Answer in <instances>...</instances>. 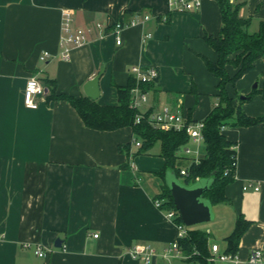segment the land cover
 Returning <instances> with one entry per match:
<instances>
[{"label":"crops","instance_id":"obj_1","mask_svg":"<svg viewBox=\"0 0 264 264\" xmlns=\"http://www.w3.org/2000/svg\"><path fill=\"white\" fill-rule=\"evenodd\" d=\"M238 2L241 15L251 18L250 32L257 31L264 20V0ZM65 10L77 26L105 25L76 46L69 60L60 57ZM146 13L150 19L126 27L117 44L114 24ZM221 26L218 0H203L193 11L173 9L170 0H0V264L186 261L162 255L177 240L178 226L154 203L164 185L161 143L138 153L131 126H86L69 100L48 98L46 80H56L58 93L86 95L84 84L104 64L98 101L116 104L114 82L127 85L132 65L154 66L159 79L140 110L168 104L189 120H204L219 99V78L204 61H216L218 55L205 35H218ZM45 51L50 56L43 60ZM228 71L234 75L237 68L229 65ZM263 73L264 57L235 85H227L229 94L246 96L255 81L261 87ZM33 76L44 86L37 108L27 107L23 98ZM243 109L251 116L263 115V95L256 92ZM224 133L236 144V175L226 187L230 201L213 205L219 209L216 228L206 229L211 245L224 250V237L237 216L252 220L237 253L247 260L253 248L264 249V123L230 126ZM129 143V150L120 148ZM215 233L223 242L214 240ZM59 238L60 247L55 245ZM39 244L45 257L35 253ZM133 247H152L157 255L144 262L133 257Z\"/></svg>","mask_w":264,"mask_h":264},{"label":"trees","instance_id":"obj_2","mask_svg":"<svg viewBox=\"0 0 264 264\" xmlns=\"http://www.w3.org/2000/svg\"><path fill=\"white\" fill-rule=\"evenodd\" d=\"M221 8L222 26L218 35L206 34L205 40L216 51L218 58L211 61L204 58L207 68L219 78L218 102L204 118L205 127L203 154L200 160L192 159L183 154L184 148L189 144L190 137L185 130H163L154 127L148 120L151 110L145 112V118L136 122V116L141 111L131 106L132 89L137 85L136 78L131 74L127 85H114L118 90L116 104H101L87 95L75 96L67 93H58L56 80L47 79L50 88L48 98L66 99L76 108L86 126L98 130H114L124 126H131L136 134V140L142 145L138 153L151 149L157 142L161 143V155L166 165L160 171L164 178L162 192L157 197L163 199L165 209H176L171 192L168 174L173 173L177 178L183 177L184 184L202 182L208 188L203 192L204 200L211 206L230 201L226 194V187L235 180L236 175V148L235 142L228 139L224 129L230 126H248L264 123V114L251 116L243 109L244 101L253 97L257 92L264 97V79L262 86L254 87L251 93L241 98L240 94L233 97L229 94L227 85L235 83L246 73L256 67V62L264 57V20L260 22L259 29L250 32L251 18L241 15V5L229 0H218ZM237 68L234 75H230L228 66ZM264 74V73H263ZM155 79L140 83L141 88L148 92L155 90ZM131 144L120 146L128 149ZM186 167L188 175L181 174ZM175 220L183 222L181 215ZM252 223L243 214H239L234 229L224 237L226 246L223 252L235 255L239 251L242 235ZM212 234L209 230L187 226V233L178 238L179 246L188 262L197 264H215L211 260Z\"/></svg>","mask_w":264,"mask_h":264},{"label":"built area","instance_id":"obj_3","mask_svg":"<svg viewBox=\"0 0 264 264\" xmlns=\"http://www.w3.org/2000/svg\"><path fill=\"white\" fill-rule=\"evenodd\" d=\"M203 0H170V6L173 9L181 11H193L202 5ZM234 3L238 0H229ZM150 19V14L146 13L144 15H136L129 22H117L114 24V33L116 35L117 44L122 43L121 33L122 31L129 26H134L141 21H146ZM105 25L98 22L96 26H77L73 23L71 17V11H64V22L62 25V34L60 39V57L63 60H69L72 55V51L78 45L86 42L89 38V34L96 29H102ZM151 37L152 34L147 35ZM50 56L49 51L43 52L41 59H46ZM130 74H132L136 80L137 85L132 89V101L131 106L140 109L141 105L148 101V92L144 91L140 83L148 82L155 79L159 73L156 67L154 66H145L143 64H135L130 67ZM44 94L43 84L35 77H30L25 85L23 98L24 104L29 108H37L39 106L38 98ZM145 118V111H140L135 121L140 122ZM149 122L157 128L163 130H185L190 137V143L184 148L183 154L190 157L192 161H199L203 154L204 147V134L203 130L205 127L204 120H189L179 108L173 107L171 105L165 104L158 110L151 111L148 115ZM136 146L140 147L142 145L141 140H134ZM236 148V147H235ZM237 166V159L234 163ZM181 174L186 176L188 175V170L186 167L181 169ZM251 185V184H250ZM249 184L244 185V189H247ZM255 190L260 188L259 185H254ZM154 203L159 208L163 207V199L156 197ZM165 209V208H164ZM166 214L169 218L176 222L178 226V238L183 237L187 233V225L184 222H177L175 218L180 215V212L176 209H166ZM98 233H94L95 237H98ZM178 238L175 240L169 247H167L162 255L165 258L180 257L186 258L179 246ZM132 255L134 258L144 261L151 262L154 257L157 255V252L154 248L149 247L146 251H140L137 247L131 249ZM35 253L38 256L45 257L46 249L42 245H37L35 248ZM211 260H220V261H230L233 264H264V249L263 248H253L248 256L247 260H242L240 257L235 254H227L221 250L220 246L216 243L212 245V256Z\"/></svg>","mask_w":264,"mask_h":264},{"label":"water","instance_id":"obj_4","mask_svg":"<svg viewBox=\"0 0 264 264\" xmlns=\"http://www.w3.org/2000/svg\"><path fill=\"white\" fill-rule=\"evenodd\" d=\"M104 71L105 65L103 64L100 71L84 84L85 94L94 100L99 99L101 95L100 78ZM158 79L159 76L155 78V81H158ZM254 87H258V82H255ZM45 92H47V89H45ZM244 97L245 95L241 96V98ZM168 181L175 206L180 212L185 225L194 226L210 222L213 219L212 206L202 197L203 192L208 188L207 184L198 182L194 185H186L174 178H171V180L168 178ZM62 243V240L59 238L55 245L60 247Z\"/></svg>","mask_w":264,"mask_h":264},{"label":"rangeland","instance_id":"obj_5","mask_svg":"<svg viewBox=\"0 0 264 264\" xmlns=\"http://www.w3.org/2000/svg\"><path fill=\"white\" fill-rule=\"evenodd\" d=\"M252 29H254V27H251V29H250V31H253ZM255 82H257V81H255ZM255 82H253V84H252V88H254V84H255ZM242 95H244V94H242ZM168 178H169V180H171V178H174V179H177L178 181H180V182H182V183H184V178L183 177H179V178H177L176 176H175V174H173V173H169L168 174ZM198 182H191V184H189V185H194V184H197ZM220 206H223V205H220ZM218 210L219 209H217V207H215L214 208V206L212 207V211H213V219L210 221V222H206V223H201V224H197V225H194L195 227H200V228H204V229H206V228H208V227H210V228H212L213 227V222H214V220H215V215H216V213H218ZM213 228H216V227H213ZM213 232H215V230H213ZM215 235H216V237L214 238V240H217L219 243L220 242H223V239L220 237V235H218V234H216L215 233ZM178 263L179 264H197V263H194V262H186V261H178ZM215 264H224L222 261H220V260H215Z\"/></svg>","mask_w":264,"mask_h":264}]
</instances>
